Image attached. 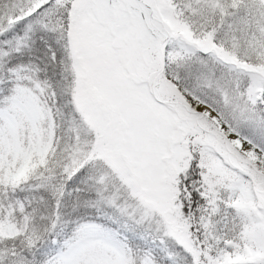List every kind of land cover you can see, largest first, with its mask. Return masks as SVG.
I'll list each match as a JSON object with an SVG mask.
<instances>
[{
	"label": "snow or ice",
	"instance_id": "obj_1",
	"mask_svg": "<svg viewBox=\"0 0 264 264\" xmlns=\"http://www.w3.org/2000/svg\"><path fill=\"white\" fill-rule=\"evenodd\" d=\"M0 264H264V0H0Z\"/></svg>",
	"mask_w": 264,
	"mask_h": 264
}]
</instances>
